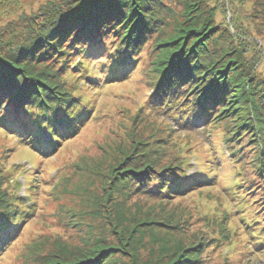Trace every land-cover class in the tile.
Here are the masks:
<instances>
[{
    "label": "trees",
    "instance_id": "1",
    "mask_svg": "<svg viewBox=\"0 0 264 264\" xmlns=\"http://www.w3.org/2000/svg\"><path fill=\"white\" fill-rule=\"evenodd\" d=\"M172 2L181 6V21L168 29L170 22L166 31L167 25L158 24L171 19L167 3ZM11 3L0 0V6ZM213 19L206 0H46L31 15L22 13L10 21L5 35L0 33V130L10 132L20 145L51 152L92 114L93 102L80 93L83 86L98 89L96 81L123 79L148 45L153 74L148 108L171 124L201 123L219 134V147L214 142L213 151L230 165H247L253 176L246 186L247 177L236 182L239 192L230 188L228 195L239 197L237 207L246 210L251 207L242 199L259 189L257 200L264 207V75L257 70L262 56H247L244 43L217 29ZM63 122L66 125L60 126ZM43 133L50 139L45 141ZM133 155L132 164L127 159L112 171L110 188L117 182L114 190H120L129 182L136 192L163 204L164 198H181L216 179L217 163L192 176L186 173L187 167L193 168L189 162L160 164L164 153ZM3 178L0 175V250L13 241L19 222L34 212L30 201L8 196ZM255 179L258 183L252 185ZM257 212L243 226L255 238L254 248L264 245V216ZM160 219L167 233L190 241L167 251L165 264H202L208 244L216 246L206 233L188 232V220L178 222L176 214ZM121 225L117 217V243L128 233ZM116 245L95 242L73 259L50 253L36 264H124L125 253ZM102 250L110 252L106 262L96 257ZM113 254L119 257L112 260Z\"/></svg>",
    "mask_w": 264,
    "mask_h": 264
},
{
    "label": "rangeland",
    "instance_id": "2",
    "mask_svg": "<svg viewBox=\"0 0 264 264\" xmlns=\"http://www.w3.org/2000/svg\"><path fill=\"white\" fill-rule=\"evenodd\" d=\"M10 1L14 3L0 6V33L18 15H31L46 0ZM206 2L208 9L213 8L217 29H226L240 39L247 56L260 53L257 70L264 75V0ZM167 4L172 8L171 19L165 17L158 24L167 25L166 31L170 22L168 29L181 21L177 16L181 6ZM144 47L123 79L96 81L98 89L83 86L80 93L87 96V102H93L92 114L68 139L63 137L51 152L20 145L10 132L0 130L2 187L13 201L22 198L34 208L27 219L19 222L10 245L0 250V264H36L50 253L73 259L75 253L84 252L95 242L116 243L125 253L124 264H165L167 251L190 242L187 237L173 236L164 229L160 218L169 213L176 214L178 222L188 220V232L206 233L214 239L216 246L208 244L202 264H264V245L252 247L255 238L243 229L246 218L257 210L259 217L264 216V207L260 208L257 200L261 191L256 189L254 195L242 199L251 207L246 210L237 207L241 202L239 197L228 195L230 188L239 192L236 182H243L247 177L246 186L253 179L248 166L230 165L221 153L213 151L216 150L214 142L215 148L219 147L220 136L202 128L201 123L184 126L171 121L173 126L148 108L153 93L152 58L148 45ZM43 136L45 141L50 139L48 133ZM150 151L164 153L160 164L162 161L189 162L193 168L187 167L190 170L186 173L192 176L217 163L216 179L181 198H164L163 204L136 192L134 184L129 182L120 183L125 186L120 190H114L117 182L110 188L114 169L127 159L132 164L130 158L134 153L141 155ZM257 183L255 179L252 185ZM248 188L252 190L253 186ZM253 200L256 201L253 203ZM117 217L122 221L119 228L128 230L119 243L114 232L120 229L113 228ZM109 255V251L102 250L96 257L102 256L106 262ZM111 257L116 260L119 255Z\"/></svg>",
    "mask_w": 264,
    "mask_h": 264
}]
</instances>
